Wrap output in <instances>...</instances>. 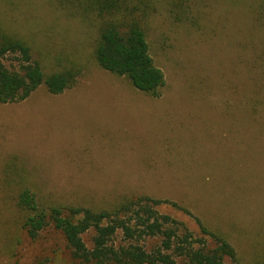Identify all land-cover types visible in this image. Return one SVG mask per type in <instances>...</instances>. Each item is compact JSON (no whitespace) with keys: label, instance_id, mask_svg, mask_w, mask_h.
<instances>
[{"label":"rangeland","instance_id":"obj_1","mask_svg":"<svg viewBox=\"0 0 264 264\" xmlns=\"http://www.w3.org/2000/svg\"><path fill=\"white\" fill-rule=\"evenodd\" d=\"M83 1L0 0V28L26 41L45 73L81 69L61 94L40 85L25 102L0 103V264H80L52 225L29 237L24 189L46 212L166 199L191 214L159 210L195 236L198 218L239 264H264V0H205L197 28L158 2L146 27L165 75L158 96L97 64L98 23Z\"/></svg>","mask_w":264,"mask_h":264},{"label":"trees","instance_id":"obj_2","mask_svg":"<svg viewBox=\"0 0 264 264\" xmlns=\"http://www.w3.org/2000/svg\"><path fill=\"white\" fill-rule=\"evenodd\" d=\"M158 2L170 7L176 20L200 27L205 0H85L81 4L85 18L92 15L98 23L97 64L128 78L136 89L152 96H158L165 85L164 72L150 54L146 35L148 16ZM261 7V14L255 17L257 26L264 25ZM31 51L26 41L0 28V103L22 101L40 85L51 94H61L76 82L81 69L74 62L45 73ZM7 56L16 63L2 62ZM18 202L33 212L23 223L29 237L35 238L52 225L62 233L72 258L80 264H226V258L239 264L234 246L220 232L195 218L201 233L197 237L181 220L161 212L159 207L169 204L191 214L166 199L133 195L108 209L52 206L46 212L38 210L35 194L24 189ZM89 233L87 245L85 236Z\"/></svg>","mask_w":264,"mask_h":264},{"label":"crops","instance_id":"obj_3","mask_svg":"<svg viewBox=\"0 0 264 264\" xmlns=\"http://www.w3.org/2000/svg\"><path fill=\"white\" fill-rule=\"evenodd\" d=\"M39 88V87H38ZM37 90V89H36ZM50 93V92H49ZM34 94V91L26 98V99H28L29 97H31L32 95ZM45 96V95H44ZM26 99H24V100H26ZM24 100H22V101H19V102H11V103H15V104H20L21 102H23ZM25 102V101H24ZM1 104H8V103H1Z\"/></svg>","mask_w":264,"mask_h":264}]
</instances>
